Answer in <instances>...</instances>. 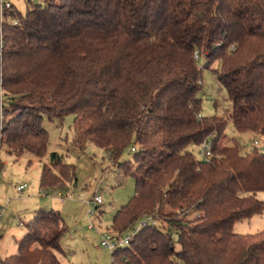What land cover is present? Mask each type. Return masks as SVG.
Returning a JSON list of instances; mask_svg holds the SVG:
<instances>
[{
	"label": "trees",
	"instance_id": "obj_1",
	"mask_svg": "<svg viewBox=\"0 0 264 264\" xmlns=\"http://www.w3.org/2000/svg\"><path fill=\"white\" fill-rule=\"evenodd\" d=\"M5 1L0 151L47 156L40 185L66 189L74 164L47 153L42 118L73 115L74 145L94 143L134 179L111 231L155 221L111 264H264V229L233 231L264 212V149L242 153L224 138L227 119L264 137V0H45L24 15ZM204 68L226 90L227 119L200 113ZM203 141L207 159L194 150ZM25 227L0 264H62V214L39 208Z\"/></svg>",
	"mask_w": 264,
	"mask_h": 264
},
{
	"label": "rangeland",
	"instance_id": "obj_2",
	"mask_svg": "<svg viewBox=\"0 0 264 264\" xmlns=\"http://www.w3.org/2000/svg\"><path fill=\"white\" fill-rule=\"evenodd\" d=\"M24 15L27 8L41 0H9ZM199 61L198 65L202 66ZM212 67L219 68L215 62ZM202 98L200 113L202 116L220 115L228 118L230 110L225 88L218 83L211 70L202 69ZM9 96V95H8ZM217 101V106H214ZM6 103V98H3ZM42 125L48 132L47 153L55 151L63 155L65 161L74 164L75 178L66 189L42 187L40 177L45 156L38 159L29 154L14 158L4 150L0 151V260L16 252V240L26 230L25 224L32 213L39 208H52L59 211L68 227L61 236V245L65 255H60L62 264H111V251L99 243V232H112V217L134 192V179L124 175L105 156L103 149L92 142H87L82 150L73 143V115L66 114L61 119L43 116ZM224 138L231 143L237 142L240 152H248L254 147L264 149V137L252 132L236 131L230 120L224 131ZM257 141L256 145L254 141ZM201 145L194 148L196 156L201 158ZM132 159V153L125 149L120 160ZM26 184L19 194L16 187ZM257 196L264 199V191ZM101 199L100 204L94 198ZM96 205L98 207L96 208ZM92 215H88V210ZM96 230L89 229L90 224ZM138 223L135 224V227ZM264 229V212L250 219L237 221L233 231L242 234L254 233ZM127 229L122 233H130ZM178 249V244L176 245Z\"/></svg>",
	"mask_w": 264,
	"mask_h": 264
},
{
	"label": "built area",
	"instance_id": "obj_3",
	"mask_svg": "<svg viewBox=\"0 0 264 264\" xmlns=\"http://www.w3.org/2000/svg\"><path fill=\"white\" fill-rule=\"evenodd\" d=\"M42 2L45 0H41ZM10 8V4L9 2L5 1V0H0V14L4 9H9ZM14 23L17 22L16 19L13 20ZM1 25V23H0ZM194 58H199L198 52L195 51L194 52ZM5 97L4 93L2 92V88L0 85V129L2 127V121H3V98ZM254 143L257 145L258 142L255 140ZM210 144L208 141H203L201 143V149H200V154L203 158H209L211 156V152H210ZM131 150H134V148H131ZM25 188V184L23 185H19L16 187V191L21 194L23 192ZM94 203L96 204H100L101 203V199L99 197H95L94 198ZM1 206H0V217L2 214L1 211ZM93 213L90 210H88V215L91 216ZM154 223L155 221L153 220L152 217L147 216L146 218H141L139 221H137L136 223H138V226L135 227L136 223H133L130 225L129 229H131L130 233H127L125 236L116 234L114 232H109V231H102L99 232V243L103 248H106L108 250H110L111 252L116 250L118 247H122L125 246L129 243L130 239L134 236V234L138 231V229L142 226H145L147 223ZM88 228H91L93 230H96V228L94 227L93 223L90 224L88 226Z\"/></svg>",
	"mask_w": 264,
	"mask_h": 264
},
{
	"label": "crops",
	"instance_id": "obj_4",
	"mask_svg": "<svg viewBox=\"0 0 264 264\" xmlns=\"http://www.w3.org/2000/svg\"><path fill=\"white\" fill-rule=\"evenodd\" d=\"M25 188H26V187H25ZM24 190H25V189H24ZM24 190H23V191H24ZM33 213H34V212H33ZM33 213H32V215H33ZM89 229H91V228H89ZM92 230H93V229H92ZM94 231H95V230H94Z\"/></svg>",
	"mask_w": 264,
	"mask_h": 264
}]
</instances>
